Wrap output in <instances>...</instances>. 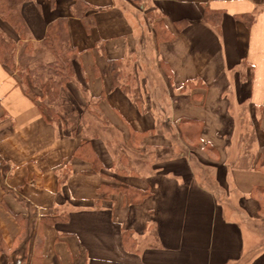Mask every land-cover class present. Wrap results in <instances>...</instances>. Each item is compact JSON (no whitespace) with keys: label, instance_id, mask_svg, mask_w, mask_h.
Instances as JSON below:
<instances>
[{"label":"crops","instance_id":"0c3cea01","mask_svg":"<svg viewBox=\"0 0 264 264\" xmlns=\"http://www.w3.org/2000/svg\"><path fill=\"white\" fill-rule=\"evenodd\" d=\"M84 1L90 28L74 0L22 6L34 44L65 18L80 51L74 132L0 61V264H264V0Z\"/></svg>","mask_w":264,"mask_h":264},{"label":"trees","instance_id":"16d2710c","mask_svg":"<svg viewBox=\"0 0 264 264\" xmlns=\"http://www.w3.org/2000/svg\"><path fill=\"white\" fill-rule=\"evenodd\" d=\"M28 1L30 0H0V17L9 23L17 33L19 39H29L30 36L29 26L21 11L23 4ZM70 6L71 13L80 17L82 24L85 25L84 27L90 28L93 26V15L89 13L95 9L93 5L84 0H74ZM221 17L222 15L220 13L214 12V14H211L210 10L205 9L203 20L219 25L221 23ZM242 18L247 24L251 21L250 15H243ZM28 43L29 42H27V44ZM41 43L52 54L53 59L49 62H36L27 70L28 72L21 73V82L25 84V91L39 101V106L49 122H63L66 124L68 121L71 126L69 131H72L74 125H76L78 121L80 122L82 118L83 108L75 104L74 109L68 108L70 111L65 109V112L62 113L61 109L68 83L74 76L73 58L75 54L80 53V51H77L71 44L69 39L67 20L65 18L51 20L46 27ZM13 52L14 43L0 37V61L10 69L14 66ZM107 64L113 83L115 86H118L122 76L120 71V59H108ZM64 101H66V99ZM65 103L66 102H64V104ZM68 104L71 105V102L69 101ZM56 108L60 109V112L57 111ZM72 112L74 115L70 116L69 114ZM179 127L180 135L187 143H194V141H197L194 140L196 137V139L199 140L198 136L200 134L201 125L198 120L187 117L182 118ZM66 130L68 131V129ZM195 144L198 145L197 143ZM78 147L80 148V146ZM84 154V152L79 153V155L83 157ZM94 158L95 160L91 162L93 165L92 168L95 171L100 170L97 156H94ZM15 215L19 220H24L22 215ZM57 218L60 217L47 216L45 220L50 221ZM2 251L3 247L0 238V252ZM23 260L24 256L15 260V263L21 264ZM35 264H39V262L37 261Z\"/></svg>","mask_w":264,"mask_h":264},{"label":"rangeland","instance_id":"374dc122","mask_svg":"<svg viewBox=\"0 0 264 264\" xmlns=\"http://www.w3.org/2000/svg\"><path fill=\"white\" fill-rule=\"evenodd\" d=\"M22 11V8H21ZM0 37L12 41L14 43V52H13V61L14 66L13 70L16 72L17 77L21 81V73L26 72L29 68L34 65L36 62H46L45 60H52V54L47 51L46 47L41 43L40 45L34 44L32 40L29 39H19L17 33L13 30V28L1 19L0 17ZM27 42H29L27 44ZM34 45H36L34 49ZM45 54H49L48 58H45ZM51 54V55H50ZM28 72V71H27ZM22 83V82H21ZM25 85V84H24ZM57 111L60 112V109L56 108ZM69 126H66L69 129ZM75 127V126H74Z\"/></svg>","mask_w":264,"mask_h":264}]
</instances>
